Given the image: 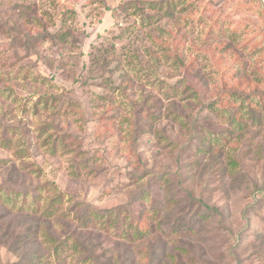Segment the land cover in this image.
Masks as SVG:
<instances>
[{
	"label": "rangeland",
	"instance_id": "obj_1",
	"mask_svg": "<svg viewBox=\"0 0 264 264\" xmlns=\"http://www.w3.org/2000/svg\"><path fill=\"white\" fill-rule=\"evenodd\" d=\"M130 1L0 0V264H264V0Z\"/></svg>",
	"mask_w": 264,
	"mask_h": 264
},
{
	"label": "trees",
	"instance_id": "obj_2",
	"mask_svg": "<svg viewBox=\"0 0 264 264\" xmlns=\"http://www.w3.org/2000/svg\"><path fill=\"white\" fill-rule=\"evenodd\" d=\"M142 5V6H141ZM124 9H127L128 10H132V12L130 13L131 15H138L141 19H142V22L144 23L146 20L149 21L152 17L150 14H148V12H140L141 9H150V10H153V11H162L160 10L159 6H158V3L155 2V1H143V0H132L128 3V5H125V8ZM165 15H168L167 13H165ZM65 23V21H64ZM133 27L135 26H129V28H127L126 30H130L132 29ZM104 218L103 217H100V220L103 221V223H105V221L103 220Z\"/></svg>",
	"mask_w": 264,
	"mask_h": 264
}]
</instances>
